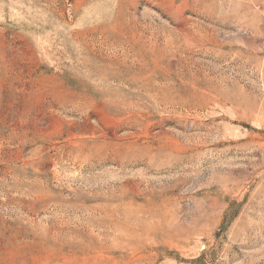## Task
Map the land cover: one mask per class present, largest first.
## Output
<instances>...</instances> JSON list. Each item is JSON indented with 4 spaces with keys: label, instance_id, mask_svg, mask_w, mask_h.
Returning a JSON list of instances; mask_svg holds the SVG:
<instances>
[{
    "label": "rangeland",
    "instance_id": "374dc122",
    "mask_svg": "<svg viewBox=\"0 0 264 264\" xmlns=\"http://www.w3.org/2000/svg\"><path fill=\"white\" fill-rule=\"evenodd\" d=\"M0 264H264V0H0Z\"/></svg>",
    "mask_w": 264,
    "mask_h": 264
},
{
    "label": "bare ground",
    "instance_id": "6f19581e",
    "mask_svg": "<svg viewBox=\"0 0 264 264\" xmlns=\"http://www.w3.org/2000/svg\"><path fill=\"white\" fill-rule=\"evenodd\" d=\"M134 39H135V38H134ZM121 44H122V43H121ZM118 45H119V44H118ZM123 45H124V43H123ZM154 45H155V44H154ZM146 46H147V45H146ZM124 47H125V46H124ZM149 47H150V46H149ZM120 48H122V46H121ZM121 52H122V51H121ZM121 52H120V53H121ZM127 52H128V50H127ZM127 52H126V53H127ZM122 53H123V52H122ZM124 53H125V52H124ZM130 53H131V52H130ZM117 54H119V53H117ZM119 55H120V54H119ZM119 55L116 56V57H117V61H122L123 58L126 60V58H127V54H123L122 56L120 55L121 57H123L122 60L119 59V57H120ZM134 56H135V55H134ZM138 56H139V55H138ZM134 58H135V57H134ZM136 59H137V58H136ZM136 59H135V60H136ZM125 60H124V61H125ZM140 60H141V59H140Z\"/></svg>",
    "mask_w": 264,
    "mask_h": 264
}]
</instances>
